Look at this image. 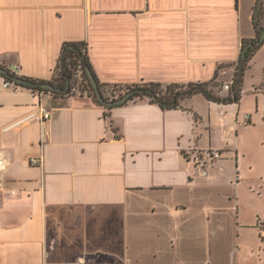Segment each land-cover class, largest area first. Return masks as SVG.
Masks as SVG:
<instances>
[{
    "label": "crops",
    "instance_id": "obj_1",
    "mask_svg": "<svg viewBox=\"0 0 264 264\" xmlns=\"http://www.w3.org/2000/svg\"><path fill=\"white\" fill-rule=\"evenodd\" d=\"M255 1L0 0V66L52 81L62 44L82 41L108 85L228 81ZM39 106L49 119L29 117ZM191 146L223 157L203 176ZM0 161V264H245L246 206L264 202V42L228 104L107 109L0 86Z\"/></svg>",
    "mask_w": 264,
    "mask_h": 264
},
{
    "label": "trees",
    "instance_id": "obj_2",
    "mask_svg": "<svg viewBox=\"0 0 264 264\" xmlns=\"http://www.w3.org/2000/svg\"><path fill=\"white\" fill-rule=\"evenodd\" d=\"M252 22L255 28V37L243 38L241 41V50L237 62L233 65L232 83L228 90L221 88V82L217 77H213L209 81H197L189 83H170L162 84L155 82H140L129 85H108L101 83L95 75L89 57L87 55V45L85 42H64L61 46L60 54L56 65V76L52 81H48L58 87H65L69 82V89L66 92L50 91L39 86H27L32 90L51 92L55 95L63 94H82L87 93L100 105L96 98L93 88L86 76L85 69L88 67L95 80L97 81L101 95L107 100L119 98L124 93L134 90L135 93L128 101L135 99H147L150 103L158 104L162 109H175L182 105V101L193 96L194 94H202L207 100L217 103H233L239 101L242 94V83L244 72L249 65V61L255 51L263 44L264 40H260L261 35H264V0H256L253 7ZM80 66V79L74 77L75 69ZM12 75L23 77L35 84L47 82L39 79H31L25 76L18 75L11 71ZM6 80L14 82L18 86H24L16 83L10 77L2 75ZM78 81V82H77ZM112 87L110 94L108 88ZM119 88V93L114 94V88ZM76 88V91L72 89ZM126 101V102H128ZM125 102V103H126ZM123 103V104H125ZM104 106V105H103ZM107 109L111 107L104 106Z\"/></svg>",
    "mask_w": 264,
    "mask_h": 264
},
{
    "label": "built area",
    "instance_id": "obj_3",
    "mask_svg": "<svg viewBox=\"0 0 264 264\" xmlns=\"http://www.w3.org/2000/svg\"><path fill=\"white\" fill-rule=\"evenodd\" d=\"M80 73H81L80 66H77V68L75 69V74H74V77L77 80L80 79ZM231 83H232V79L228 81H222L221 88L226 91L230 88ZM0 86L2 88H7V87H16L18 85H16L14 82L10 80L3 79ZM72 90L76 91V88H73ZM29 117L32 119L39 120V121H45L50 118V110L48 108L39 106V110L37 111V113L31 114ZM243 117H244V120H248L249 114L245 113ZM184 157L188 162H190L193 165V167L201 175L205 176L208 174L209 168L215 165L217 161L222 159L223 150L216 149V148H198L196 146H191L185 151ZM30 162L33 164H36L39 162V160L32 157L30 158ZM6 164H7L6 162L0 161L1 168L5 167ZM1 191H2V186L0 182V194H1Z\"/></svg>",
    "mask_w": 264,
    "mask_h": 264
},
{
    "label": "rangeland",
    "instance_id": "obj_4",
    "mask_svg": "<svg viewBox=\"0 0 264 264\" xmlns=\"http://www.w3.org/2000/svg\"><path fill=\"white\" fill-rule=\"evenodd\" d=\"M78 82V81H77ZM112 87L108 88V92L110 94V91H112ZM114 94L119 93V88H114ZM264 202L259 203L258 205L250 202L246 206V218L247 221H252L255 215L257 216L255 219V225L254 227L257 230V234L254 230H242L241 231V241L249 249H247L245 252L246 255H244V261L245 264H264V259L262 256H258V251L255 248L256 242L258 240L260 244L261 252L264 250ZM251 248H253V252H251Z\"/></svg>",
    "mask_w": 264,
    "mask_h": 264
},
{
    "label": "water",
    "instance_id": "obj_5",
    "mask_svg": "<svg viewBox=\"0 0 264 264\" xmlns=\"http://www.w3.org/2000/svg\"><path fill=\"white\" fill-rule=\"evenodd\" d=\"M263 37H264V35H262L260 40H263ZM11 71L17 73L18 69H17V67L15 65H11L8 69H5V68L0 66V76H2V75L8 76L13 81H15L16 83H18L20 85H24V86H39L41 88H44V89H47V90H50V91H59V92H66L69 89V82L68 81H67L65 87H63V88L62 87H58V86H56V85H54V84H52L50 82H43V83L35 84L34 82H32V81H30L28 79H25L23 77L12 75ZM85 72H86V76H87V78H88V80L90 82V85H91V87L94 90V93H95V96H96L97 100L104 106L114 107V106H117V105H121V104L125 103L126 101H128L130 99V97L135 93L134 90H131V91H128V92L124 93L119 98H116L114 100H107L101 95V93L99 91V88H98L97 81L95 80L91 70L87 67L85 69Z\"/></svg>",
    "mask_w": 264,
    "mask_h": 264
}]
</instances>
